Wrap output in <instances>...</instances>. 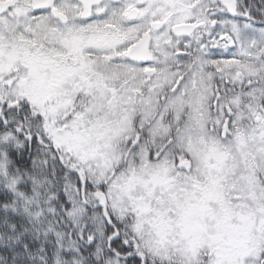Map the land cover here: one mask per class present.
Returning a JSON list of instances; mask_svg holds the SVG:
<instances>
[{"label": "snow or ice", "instance_id": "1", "mask_svg": "<svg viewBox=\"0 0 264 264\" xmlns=\"http://www.w3.org/2000/svg\"><path fill=\"white\" fill-rule=\"evenodd\" d=\"M0 264H264V0H0Z\"/></svg>", "mask_w": 264, "mask_h": 264}]
</instances>
